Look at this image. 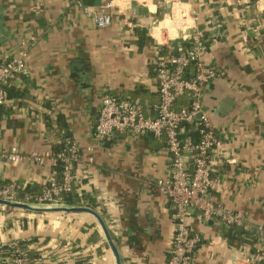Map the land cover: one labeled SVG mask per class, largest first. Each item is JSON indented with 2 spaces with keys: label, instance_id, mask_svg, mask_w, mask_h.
<instances>
[{
  "label": "crops",
  "instance_id": "crops-1",
  "mask_svg": "<svg viewBox=\"0 0 264 264\" xmlns=\"http://www.w3.org/2000/svg\"><path fill=\"white\" fill-rule=\"evenodd\" d=\"M78 2L0 0V63L21 53L27 63L0 109V147L27 158L0 161V181L39 192L59 179L54 159L40 164L29 156L54 153L68 135L82 150L74 191L94 207L62 205L101 216L121 264H166L176 231L171 201L157 186L171 167L166 141L117 132L100 143L95 127L107 95L138 101L153 117L155 65L175 52L174 42L184 48L198 26L203 62L216 73L202 95L219 139L212 195L245 223L225 227L192 212L191 234L200 238L195 264H247L246 254L264 252V0H92L86 6L95 14L113 2L105 28ZM30 241L39 264H117L92 214L0 205V246Z\"/></svg>",
  "mask_w": 264,
  "mask_h": 264
},
{
  "label": "built area",
  "instance_id": "built-area-1",
  "mask_svg": "<svg viewBox=\"0 0 264 264\" xmlns=\"http://www.w3.org/2000/svg\"><path fill=\"white\" fill-rule=\"evenodd\" d=\"M78 5L83 7L87 16L96 19L99 28L111 25L112 18L107 10L113 6V2L98 14L93 13L81 0ZM188 43V48L171 51L155 65L159 101L153 107V117L146 115L143 104L138 101L107 95L102 98L99 121L95 127V135L100 143L117 132H130L139 137L150 134L166 141L171 167L168 176L157 181V186L171 201L176 227L166 264H195L194 255L200 238L191 234L192 212H197L206 220H217L225 227H238L245 223L242 215L217 203L212 195L216 188L213 167L219 139L209 115L203 110L202 95L206 85L216 78V73L203 62L206 54L204 31L198 26L192 28ZM23 74H27L24 53L0 63V109L10 102L11 82ZM183 98L188 100V105L178 110L176 106ZM187 125L197 130L198 141L184 137ZM81 156L80 146L71 138L66 139V147L61 152H32L29 158L40 164L47 159L61 164L59 179L51 180L39 194H26L24 201L18 200L19 189L15 184L0 181V199L37 207L62 205L64 196L74 191L75 165ZM26 158L17 147L10 150L0 147V161L19 164ZM89 160L93 161L92 158ZM13 247L16 248V245ZM15 254L13 264H28L25 252L16 248ZM244 260L247 264H264V252L248 253Z\"/></svg>",
  "mask_w": 264,
  "mask_h": 264
},
{
  "label": "trees",
  "instance_id": "trees-1",
  "mask_svg": "<svg viewBox=\"0 0 264 264\" xmlns=\"http://www.w3.org/2000/svg\"><path fill=\"white\" fill-rule=\"evenodd\" d=\"M83 2L85 5L92 4L91 3L92 0H83ZM189 46H190V44L186 42L184 48H188ZM187 102H188V100L186 101V103H185L186 105H184V106L188 105ZM186 127L188 129L187 130L188 133L184 137L186 139L192 138L195 141H198L199 136H198L197 130H195V128L193 126L187 125ZM68 138H69V136L66 135L63 142H62V145L57 150H55L54 153L61 152L66 147V139H68ZM61 169H62L61 164H59V174H61ZM40 192H41V190H39V192H37L36 189L27 187L23 190H19L18 200L24 201L25 195L28 193L39 194ZM62 202L69 204V205H81V206L86 205L87 207H91V208L94 207V201L92 199H88L84 196L81 197L79 194L75 193V191H73V193H71V194L64 196V199L62 200ZM32 242L33 241H30L28 243L27 242H18L16 244V248H19L21 251H23L27 254V257L29 259L28 264H39L38 262H39L40 256L38 255V252H35L33 250H29L27 248V244H31ZM13 246L14 245L0 246V264L10 263V262L13 263V260L16 256V254H15L16 248Z\"/></svg>",
  "mask_w": 264,
  "mask_h": 264
},
{
  "label": "water",
  "instance_id": "water-1",
  "mask_svg": "<svg viewBox=\"0 0 264 264\" xmlns=\"http://www.w3.org/2000/svg\"><path fill=\"white\" fill-rule=\"evenodd\" d=\"M259 0H255L257 2ZM178 47H179V41L174 42L173 48L175 52H178ZM0 205L11 208V209H20V210H28L32 212H42V213H88L92 214L97 218L99 221L108 241L110 244V247L116 257L117 264H121V258L119 255V252L117 250V247L115 246L110 234L109 230L103 221L102 217L99 216L97 213H95L92 209L87 208V207H69L65 205H59V206H51V207H37L33 206L30 204H25V203H19V202H8L0 199Z\"/></svg>",
  "mask_w": 264,
  "mask_h": 264
}]
</instances>
